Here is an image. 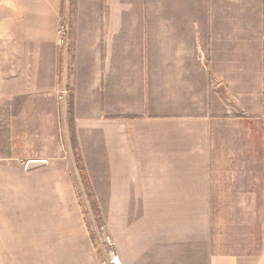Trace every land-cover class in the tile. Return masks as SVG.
I'll list each match as a JSON object with an SVG mask.
<instances>
[{"label":"crops","instance_id":"1","mask_svg":"<svg viewBox=\"0 0 264 264\" xmlns=\"http://www.w3.org/2000/svg\"><path fill=\"white\" fill-rule=\"evenodd\" d=\"M61 109L71 154L73 131L109 201L158 203L165 229L164 203H205L211 256L196 237L195 264L262 263L264 0H0V184L27 191L45 176L57 198ZM34 235L0 228V264L30 263Z\"/></svg>","mask_w":264,"mask_h":264},{"label":"rangeland","instance_id":"2","mask_svg":"<svg viewBox=\"0 0 264 264\" xmlns=\"http://www.w3.org/2000/svg\"><path fill=\"white\" fill-rule=\"evenodd\" d=\"M56 45L61 55L69 59L72 50L70 25L67 41L59 43L56 38ZM56 94L63 109L68 94L66 86L60 84ZM61 113L59 132L67 166L63 169V165H60L57 198L56 185L46 183L45 176L42 184L27 186L30 189L27 191H20L10 182L0 184V228L12 227L18 233L32 229L36 233V255L33 257V251L29 253L27 247L23 250L30 256L25 259H29L28 264H68V259L71 264L72 257L75 260L90 259L97 264H109L111 253L118 257L120 264H195L200 260L196 259L200 257V251L195 248L196 237L199 240L198 248L207 247L203 256L205 253L207 257L211 256L207 246L211 216L209 206L205 208V203L201 207L200 203L187 202L186 211L178 202L164 203L165 212L171 215L165 229L164 218L153 217L150 211L151 205L155 207L158 203L109 201L108 193L113 185H102V176H98V173L93 181L89 178L99 208L96 215L90 208L75 166L71 163L66 118L64 111ZM185 212L187 219L184 217ZM178 217L180 222L176 221ZM181 230L186 232L182 240ZM42 243L44 259L39 253ZM214 244L218 245L217 241ZM221 254L225 255L215 247L213 256L217 258Z\"/></svg>","mask_w":264,"mask_h":264},{"label":"trees","instance_id":"3","mask_svg":"<svg viewBox=\"0 0 264 264\" xmlns=\"http://www.w3.org/2000/svg\"><path fill=\"white\" fill-rule=\"evenodd\" d=\"M71 146H72V156L74 159V166L78 174L79 181L85 192L90 208L96 215H98L99 208H98V204L95 198L94 190L90 183V179L87 174V171L83 165L81 154L78 151V148H77L74 136H73V131L71 133Z\"/></svg>","mask_w":264,"mask_h":264},{"label":"built area","instance_id":"4","mask_svg":"<svg viewBox=\"0 0 264 264\" xmlns=\"http://www.w3.org/2000/svg\"><path fill=\"white\" fill-rule=\"evenodd\" d=\"M68 31H69V24L67 20L62 21L56 30V36L59 43H64L68 39ZM65 93V91H63ZM61 98V97H59ZM109 264H120L119 259L117 256H114L113 253H111V257L109 259ZM261 264H264V260Z\"/></svg>","mask_w":264,"mask_h":264}]
</instances>
